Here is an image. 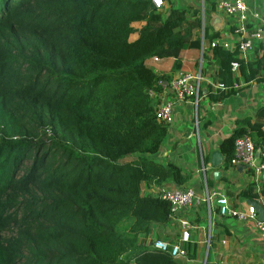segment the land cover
I'll use <instances>...</instances> for the list:
<instances>
[{
  "label": "trees",
  "instance_id": "1",
  "mask_svg": "<svg viewBox=\"0 0 264 264\" xmlns=\"http://www.w3.org/2000/svg\"><path fill=\"white\" fill-rule=\"evenodd\" d=\"M223 34L200 6L172 0H0V264H201L188 242L189 258L144 242L171 205L142 184L190 177L153 157L168 123L149 90L172 76L146 61L179 65L184 50H201L214 81H242L209 91L215 101L264 82V41L247 59ZM235 121L219 144L226 168L236 138L264 144V105ZM259 193L264 181L239 191Z\"/></svg>",
  "mask_w": 264,
  "mask_h": 264
},
{
  "label": "crops",
  "instance_id": "2",
  "mask_svg": "<svg viewBox=\"0 0 264 264\" xmlns=\"http://www.w3.org/2000/svg\"><path fill=\"white\" fill-rule=\"evenodd\" d=\"M245 1L250 10H258L259 12L258 18H254L251 14L247 13V18L244 22L246 24H251V27L248 28L252 29L256 26H262L264 28V0ZM175 3L176 1L173 2V5H175ZM210 19V15L207 20L204 17V22L211 24L215 29H221L224 33V38L221 39L220 42L226 47H232L233 42L239 38V34L235 33L237 25L229 23V20L225 16L227 25H234V31L232 32L231 30H227V27H223V23L217 26ZM135 23L136 22L133 24L136 26ZM140 23L141 22L137 25H140ZM200 34L202 37V31ZM135 35L136 33L132 34L133 37H135ZM228 40L231 41V43H229ZM257 43L258 41L254 42V47ZM182 55L179 65L174 62L175 60L172 57H160L158 60L150 57L146 62L153 68L156 74L169 73L171 76H175L180 72L193 71L198 68L199 61H197V56H199L200 60L201 50L197 48H187ZM253 57L254 48L247 53L246 58L251 59ZM203 63L205 64L204 67L202 66L204 76L208 79L213 78V74L211 77H208L210 76L208 73L214 71L215 66L207 64L202 60V64ZM204 83H206V81L202 82L201 91L205 93L206 89L203 87ZM166 95L169 99H172L170 92ZM208 97L207 89L203 98L208 99V102L202 106L201 113L199 109H197V114L201 115V123L204 128L203 131L209 133V135L206 133L209 136V142L206 141L205 145L207 148L210 147L211 149L213 147L211 144L214 142L215 147L219 149V144L224 134L231 133L232 129L236 126V118L243 116H251L254 118L257 107L259 105H264V82L252 80L249 85L240 91L218 101H210L211 99ZM231 98L233 101L230 102ZM183 103L188 105L190 101L188 99L175 104L174 120L168 124V132L162 143V147L165 143L170 146H183V139L185 137H190L194 134L195 130H197L198 124L192 127L189 123L192 113L189 115V113L184 114V112H180L178 106H183ZM225 128H227L226 132L224 131ZM162 147L158 152L153 154V157L163 163H167L168 161L174 162L182 168V171L189 173L190 177L182 186L166 181L162 184L143 183L142 192L158 194V190L166 186H193L198 193H203L207 187L218 185L223 189L236 208H244L249 201H254V199H256L255 201L261 204L264 215V195L259 193L257 196L248 197L247 195L239 194L241 188L246 184L254 183V186L258 188V185L264 181V178L253 176L244 166L230 164V166L226 168L221 164L223 159L219 164H214L211 159V154H205L204 156L201 155L204 169L203 178L201 179V177H198L192 180L194 170L183 168L186 164V160L179 155H172L169 149L165 148V150H162ZM174 156L180 157L183 160H176ZM204 157L206 162H204ZM188 170L191 171V173ZM207 170L210 171L208 175ZM179 216H185L190 221L191 227L189 229L190 234L188 243L195 249L194 261H198L201 264H264V230H260L254 224V220L245 221L239 220L236 217L233 218V216L221 215L218 213L215 203H212L211 207H207L206 204L202 202L184 206L178 211L177 217ZM257 216L260 218L258 213ZM256 228L259 230V233L254 232ZM179 230L180 225L178 219L172 218L165 224H156L149 236L153 238L174 237L178 234Z\"/></svg>",
  "mask_w": 264,
  "mask_h": 264
},
{
  "label": "built area",
  "instance_id": "3",
  "mask_svg": "<svg viewBox=\"0 0 264 264\" xmlns=\"http://www.w3.org/2000/svg\"><path fill=\"white\" fill-rule=\"evenodd\" d=\"M151 2L157 8L163 5V0H151ZM217 8L239 20L235 30L239 34L238 46L246 58L247 53L254 48L255 41H264V28L262 26L249 29L244 22L247 13L254 18H258V10H250L245 0H218ZM214 42L212 41V44ZM159 58L153 56L155 60ZM237 64V61H232V68L237 69ZM203 81H206L209 85V91H214L217 88L228 91L230 87L238 88L242 84V81H234L230 86L214 81L213 78H206L202 70V58L200 57L196 70L180 72L170 78H160L158 80L159 89L149 90V94L155 102L156 117L165 123H171L174 120L175 104L188 99L194 105L195 114H197L200 97L205 95L204 92H201ZM168 92L171 93L172 99L167 97ZM231 164L244 166L253 176L264 178V144L256 145L251 136L244 133L235 139V153L231 159ZM158 195L170 201L171 213L169 219L177 218L180 230L174 237L153 238L147 235L144 237V242L145 244H151L153 247L169 251L175 257L189 258L187 242L189 241L190 221L185 216L177 217L178 211L186 205L202 202L207 207H211L212 203H215L219 214L233 216L245 221L252 219L260 230H264V220L258 218L253 200L249 201L244 208H236L218 185L207 187L203 193H198L193 186H166L158 190Z\"/></svg>",
  "mask_w": 264,
  "mask_h": 264
},
{
  "label": "rangeland",
  "instance_id": "4",
  "mask_svg": "<svg viewBox=\"0 0 264 264\" xmlns=\"http://www.w3.org/2000/svg\"><path fill=\"white\" fill-rule=\"evenodd\" d=\"M173 2L176 1L174 6H178V5H192V6H200L202 9V15H203V20L204 17L206 18V20L208 19V16L210 15L211 17V21L214 22V24H216L217 26H219L221 23H223V27H227V23L225 20V16L227 17V19L229 20V23H233L238 25L239 24V20H237L235 17L231 16V15H227L225 14L222 10L217 8V1L218 0H172ZM205 9V11H204ZM205 13V16H204ZM136 26H139L137 24H139V22L135 23ZM131 38H134L133 36ZM229 43H231V41L228 40ZM204 63L202 64V66L204 67ZM202 67V70H203ZM206 74V73H205ZM211 75L213 74V71L211 73H208ZM206 74V75H208ZM203 87H205V93L208 89V93H209V88L208 85L206 83L203 84ZM203 92V91H201ZM209 98V97H208ZM211 99V100H210ZM210 101H215L214 99L210 98ZM233 101V99H230V102ZM208 102V99H205L203 97H200V102H199V106L197 107V109H199L200 113L202 111V106L205 105ZM227 102V101H225ZM180 112H184V114L189 113V115L192 113L191 118L189 120L190 125L193 127L194 125L198 124L197 126V130H195L194 134H192L190 137H185L183 139V146L180 147H176V146H170L169 144L165 143L162 147V150L169 149L172 153V155H179L180 157H182L184 160H186V164L184 165L183 168H187V169H193V175H192V180L197 179L198 177H201V179L203 178V165H202V159H201V155L204 156L205 154H211V152L213 150L218 149V147H215V143L213 142L211 144V146H213L211 149L210 147L207 148V146L205 145V142H209V133H205L203 131V125L201 123L202 118L201 115L199 114H195V107L194 105L190 102L188 105H186L185 103H183V106H178ZM227 128L224 129V131L226 132ZM214 131V130H213ZM224 132V133H225ZM215 134V133H214ZM228 134H224V137L227 136ZM202 151V153H201ZM171 155V154H170ZM176 160L182 161L183 159L180 157H176ZM187 171V170H186ZM189 171V170H188ZM191 173V171H189ZM209 170H207V175L209 174ZM235 218V217H233ZM254 230V229H253ZM259 230L256 228V230H254L255 233H259Z\"/></svg>",
  "mask_w": 264,
  "mask_h": 264
},
{
  "label": "water",
  "instance_id": "5",
  "mask_svg": "<svg viewBox=\"0 0 264 264\" xmlns=\"http://www.w3.org/2000/svg\"><path fill=\"white\" fill-rule=\"evenodd\" d=\"M211 159H212V162L214 164H219L222 159H223V155L220 151V149H216V150H213L212 153H211ZM254 205H255V208H256V211L258 213V215L260 216L261 219L264 218V215H263V208L261 206V204H259L257 201L254 200Z\"/></svg>",
  "mask_w": 264,
  "mask_h": 264
},
{
  "label": "clouds",
  "instance_id": "6",
  "mask_svg": "<svg viewBox=\"0 0 264 264\" xmlns=\"http://www.w3.org/2000/svg\"><path fill=\"white\" fill-rule=\"evenodd\" d=\"M257 212V211H256Z\"/></svg>",
  "mask_w": 264,
  "mask_h": 264
}]
</instances>
